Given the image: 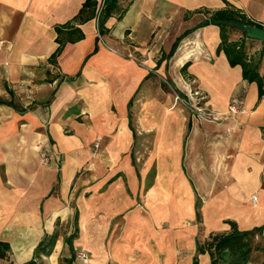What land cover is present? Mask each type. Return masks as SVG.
<instances>
[{
    "label": "crops",
    "instance_id": "0c3cea01",
    "mask_svg": "<svg viewBox=\"0 0 264 264\" xmlns=\"http://www.w3.org/2000/svg\"><path fill=\"white\" fill-rule=\"evenodd\" d=\"M85 1L0 0V242L9 246L0 264L28 262L55 233L40 264H192L196 241L229 231L227 221L242 231L264 226V98L218 53L219 27H200L226 2L264 26V0H118L102 35V0L79 20ZM64 26L82 39L68 42ZM246 46L264 77V42ZM162 78L190 106L198 91L218 120L150 127L160 168L147 182L150 170L131 165V111L182 106ZM231 102L238 113L228 112ZM71 219L73 242L55 230Z\"/></svg>",
    "mask_w": 264,
    "mask_h": 264
},
{
    "label": "trees",
    "instance_id": "16d2710c",
    "mask_svg": "<svg viewBox=\"0 0 264 264\" xmlns=\"http://www.w3.org/2000/svg\"><path fill=\"white\" fill-rule=\"evenodd\" d=\"M118 0H105V4L99 21V34L105 33L103 27L105 19L117 9ZM95 3L92 0H86L79 11L77 18L82 20V16L87 12H92ZM208 17L200 24V27L215 25L220 29L221 43L218 47V53L224 52L232 67L240 65L243 69V77L249 83L258 85L259 100L264 98V77L259 73L261 58L254 60L249 58L246 41L256 40L249 37V32L252 28L264 29V26L254 22L246 16L240 9L226 2V8L213 12H207ZM66 29V40L75 42L82 39L83 35L79 30L72 26H64ZM56 32L61 35L63 32L60 28ZM240 33L242 38L239 41H231V35ZM59 47L55 53L58 54L62 46L61 40L57 37ZM176 45H173L169 56L175 50ZM188 64L182 67L184 70ZM0 104H7L0 101ZM240 107V106H239ZM195 215L198 221L201 220V212L199 203L195 205ZM231 229L227 232H212L204 241H196V254L193 257L192 264H200L199 256L208 254L211 262L209 264H248L252 259L257 261L256 264H264V226L254 228L252 230L242 231L237 224L232 221H227ZM57 234L45 236L34 250L32 259L24 264H40L38 258L41 255L49 256L52 253ZM9 246L0 242V258L9 261ZM257 254L255 259L254 255ZM262 256L260 262L258 257ZM8 264H12L8 262Z\"/></svg>",
    "mask_w": 264,
    "mask_h": 264
},
{
    "label": "rangeland",
    "instance_id": "374dc122",
    "mask_svg": "<svg viewBox=\"0 0 264 264\" xmlns=\"http://www.w3.org/2000/svg\"><path fill=\"white\" fill-rule=\"evenodd\" d=\"M152 70L154 71L153 68ZM160 82L163 91L166 94H168L170 98L172 97L175 98L174 92L166 83L167 80L165 78H162ZM179 97L181 98V96ZM189 98L190 101L192 102L193 98L190 96ZM198 98L201 97L199 96ZM198 101L200 105L198 107H201L203 111H205L207 114H210L211 119H209L208 117L204 118L199 114H196L194 109V107L196 106H190V102H188V100H184V103H181L182 106H165L167 112L161 111L160 106H152L150 109L146 107V110L142 109L141 111L138 112L131 111V126L133 128V132L135 133L131 143V165L135 168L136 172L140 174H142L145 169L150 170L149 176L147 177V182L153 180L155 170L160 168V159L158 156L159 146L155 141V132L153 130L150 131L149 128L154 126L155 124H159L161 121L176 122V121H186V120H198V121L218 120L216 119L217 118L216 115L214 116L211 106H205L206 101L204 99H199ZM96 145H97V141L93 145L94 150L97 149ZM125 183H126L125 179L123 178V184ZM138 200L140 201V203L138 204L141 205V203H143V197L140 196ZM196 222H198V225L200 227L199 238L202 239L206 234V232L202 228L203 227L202 217L200 221L196 219ZM55 227H56L55 230L60 233H63L65 231V233H67L66 234L67 237L71 239V242H73V240L77 238L78 224H75L73 219H71L70 224H62V225L57 224ZM79 252H80L79 250L75 251L74 255L76 256L77 253ZM254 257L256 259L257 254H255ZM258 260L261 262L263 260V257L259 256ZM60 261H61L60 264H67V262L65 263V261L67 260L60 259ZM249 263L256 264L257 261L252 259Z\"/></svg>",
    "mask_w": 264,
    "mask_h": 264
},
{
    "label": "built area",
    "instance_id": "2783aa9c",
    "mask_svg": "<svg viewBox=\"0 0 264 264\" xmlns=\"http://www.w3.org/2000/svg\"><path fill=\"white\" fill-rule=\"evenodd\" d=\"M104 4H105V0H102L98 7H97V10H96V17H95V23H96V26H97V29H98V21H99V17H100V14L103 10V7H104ZM175 94V101L179 102V103H184V99L180 98L178 94L174 93ZM201 97V98H198V97ZM190 97L193 98L194 103L191 104V106H196L194 107L195 109V112L196 114H199L200 116L202 117H208L209 119H211V115L210 114H207L205 111H203V109L201 107H198L200 106L199 105V99H204V97L198 92V91H190ZM240 110L239 106H238V103L237 102H231L228 106V112L230 114H236L238 113ZM263 139H264V135H263ZM97 146V145H96ZM44 162L45 163H48L49 162V157L48 156H44ZM76 257L78 259H80L81 261L85 262L87 261L88 257L87 255L84 253V252H79Z\"/></svg>",
    "mask_w": 264,
    "mask_h": 264
},
{
    "label": "water",
    "instance_id": "95a60500",
    "mask_svg": "<svg viewBox=\"0 0 264 264\" xmlns=\"http://www.w3.org/2000/svg\"><path fill=\"white\" fill-rule=\"evenodd\" d=\"M249 37L264 42V29L252 28Z\"/></svg>",
    "mask_w": 264,
    "mask_h": 264
}]
</instances>
